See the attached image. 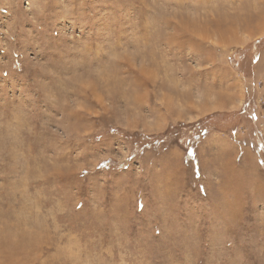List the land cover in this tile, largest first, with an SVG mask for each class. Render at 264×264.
Masks as SVG:
<instances>
[{"label": "rangeland", "instance_id": "obj_1", "mask_svg": "<svg viewBox=\"0 0 264 264\" xmlns=\"http://www.w3.org/2000/svg\"><path fill=\"white\" fill-rule=\"evenodd\" d=\"M0 264H264V0H0Z\"/></svg>", "mask_w": 264, "mask_h": 264}, {"label": "trees", "instance_id": "obj_2", "mask_svg": "<svg viewBox=\"0 0 264 264\" xmlns=\"http://www.w3.org/2000/svg\"><path fill=\"white\" fill-rule=\"evenodd\" d=\"M256 43H259V42H256ZM245 104L246 106L244 108H246L247 106H250V102L246 99L245 101ZM244 104V105H245ZM241 115L244 114V111H242L240 113ZM217 118L215 117V115L213 114L212 116H207L206 118H204L202 121H201V124H210L209 121L213 122L215 125H217L219 127V124H218V120H216ZM217 128V127H216Z\"/></svg>", "mask_w": 264, "mask_h": 264}]
</instances>
